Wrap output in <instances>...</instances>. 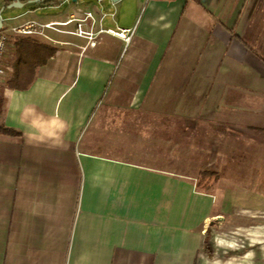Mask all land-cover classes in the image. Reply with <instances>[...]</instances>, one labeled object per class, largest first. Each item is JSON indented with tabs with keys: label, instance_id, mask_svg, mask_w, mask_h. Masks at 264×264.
I'll list each match as a JSON object with an SVG mask.
<instances>
[{
	"label": "crops",
	"instance_id": "obj_1",
	"mask_svg": "<svg viewBox=\"0 0 264 264\" xmlns=\"http://www.w3.org/2000/svg\"><path fill=\"white\" fill-rule=\"evenodd\" d=\"M65 2L54 15L6 17L17 26L91 12L96 23L93 41L29 35L58 53L30 89L1 91L0 129L16 134H0V264H214V230L220 264H244L243 221L264 215V0H98L115 10L110 21ZM100 29L133 31L130 47ZM11 56L7 43L6 65ZM131 112L171 120L172 134L209 149L214 191L96 152L125 149L99 134Z\"/></svg>",
	"mask_w": 264,
	"mask_h": 264
},
{
	"label": "rangeland",
	"instance_id": "obj_2",
	"mask_svg": "<svg viewBox=\"0 0 264 264\" xmlns=\"http://www.w3.org/2000/svg\"><path fill=\"white\" fill-rule=\"evenodd\" d=\"M27 1L25 0V2ZM6 2V0H0V10L6 5ZM78 2L84 11L95 12V9H103L108 14V21L112 19L111 13L115 12L110 4L100 5L98 0H78ZM67 6L68 3L65 0H58L56 6L50 5L45 1L44 3L26 5L23 8L7 10L2 13V16L6 19V17L9 18L10 16L18 15L26 11L34 12L36 16H43L44 14L54 15L60 10H66ZM6 72L7 77H9V70ZM7 77L5 76L2 79L0 94L6 88L5 80ZM115 121L122 123L124 126L120 127L117 124L114 127H104L102 130L105 133L99 134V138L101 141H107L111 138H121L123 141L121 145H126L125 149L101 148L96 151L99 154L114 156L122 160H129L149 166L162 167L167 170L173 169L195 178H199L204 172H216L217 170V159L216 157L212 158L209 149L201 147L199 143H197V147L193 148V145L189 142V135L187 133L178 135L170 132V126L175 125V122L171 120L166 122L165 119H158L154 116L141 117L135 112H131L126 113L125 117H116ZM166 126H169L168 133H162L161 129ZM107 131H109V134L106 133ZM91 132L92 130H90L89 135ZM197 142L201 141L197 140ZM117 143L115 144L118 145ZM113 144L108 143V145ZM258 220L259 224L252 226L244 220L243 230L238 235L242 239L241 243H243L244 264H264V215H260ZM254 244L260 250L258 256L248 253L253 249ZM208 245L209 247L210 245L213 246L212 254L209 256L210 260L214 264H220L219 230H214L211 233V239ZM254 250L256 249L254 248Z\"/></svg>",
	"mask_w": 264,
	"mask_h": 264
},
{
	"label": "trees",
	"instance_id": "obj_3",
	"mask_svg": "<svg viewBox=\"0 0 264 264\" xmlns=\"http://www.w3.org/2000/svg\"><path fill=\"white\" fill-rule=\"evenodd\" d=\"M25 2V0H20ZM9 1L6 2V4ZM52 3L53 0H47ZM11 50L10 65H6V71H10V76L6 78V88L13 90H28L33 85L38 70L45 65L52 57L58 53V48L52 45L41 43L31 36H10L8 41ZM9 67V68H8ZM0 134L16 133L10 129H0ZM218 173L207 171L200 175L197 182V190L200 192L211 193L216 188Z\"/></svg>",
	"mask_w": 264,
	"mask_h": 264
},
{
	"label": "built area",
	"instance_id": "obj_4",
	"mask_svg": "<svg viewBox=\"0 0 264 264\" xmlns=\"http://www.w3.org/2000/svg\"><path fill=\"white\" fill-rule=\"evenodd\" d=\"M75 5H78V0L74 2ZM68 8H71V5L68 4ZM3 28L0 30V84L2 82V77L6 72V53H7V41L11 35L14 36H29L33 34L44 35L45 29H51L58 32H67L72 33L73 35L87 39L88 41L95 40V17L93 13L88 12L84 19H76L74 16H69L65 22H51L46 24H41L35 21L26 22L21 25L11 26L8 24V21L3 18ZM88 20H91L89 29H85L83 24ZM75 24V29L73 31H66L63 27ZM99 33H107L116 37L119 41L118 46H121L124 51H126L133 40L134 32L126 29H100Z\"/></svg>",
	"mask_w": 264,
	"mask_h": 264
},
{
	"label": "water",
	"instance_id": "obj_5",
	"mask_svg": "<svg viewBox=\"0 0 264 264\" xmlns=\"http://www.w3.org/2000/svg\"><path fill=\"white\" fill-rule=\"evenodd\" d=\"M47 0H28L27 2H21L20 0H14L10 4H6L2 9L0 10V30L3 28V16L2 13L7 11V10H12L15 8H23L26 5H31L35 3H44ZM77 0H74L76 2ZM114 3L118 2L119 0H111Z\"/></svg>",
	"mask_w": 264,
	"mask_h": 264
}]
</instances>
